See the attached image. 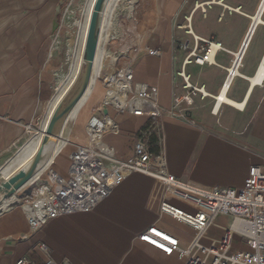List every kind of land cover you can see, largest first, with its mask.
Wrapping results in <instances>:
<instances>
[{
  "label": "crops",
  "instance_id": "crops-1",
  "mask_svg": "<svg viewBox=\"0 0 264 264\" xmlns=\"http://www.w3.org/2000/svg\"><path fill=\"white\" fill-rule=\"evenodd\" d=\"M58 1L0 0V158L26 130L29 134L34 130L20 139L25 142L1 166L0 188L36 153L42 141L39 128L51 100L73 71L68 69L70 54L71 62L75 53L79 59L72 75L78 72L82 22H88L90 4L95 0H67L59 25L52 30ZM120 1L111 0L105 8L103 21H111L113 27L120 23L115 9ZM131 1L135 6L136 0ZM259 2L151 0L147 48L133 61V79L156 85L160 105L176 114L165 113L151 130L147 115L114 113L119 130L107 133L104 140L114 147L118 158H130L137 136L148 129L153 150L164 151L167 169L176 177L203 187L243 186L250 165L264 162V77L261 82L253 81L264 64V23L253 24L252 18ZM73 24L78 29L69 54L67 43L62 44ZM130 26L136 32L141 30L139 22ZM193 35L221 42L213 63L182 65L194 44ZM141 39L139 35L137 45ZM116 40L117 34L112 46ZM181 43L185 46L180 47ZM240 50L238 73L224 91L228 100H219L227 69ZM181 68L190 84L203 87L205 94L186 87L178 73ZM188 93L190 103L183 99ZM76 110L69 113L60 137L31 181L37 180L42 167H51L52 160L56 169L65 172L73 149L68 142L74 143L71 125L77 119ZM38 122L39 130L34 128ZM165 197L176 207L193 211L169 196L163 182L143 172L128 175L92 210L51 218L34 232L28 229L19 204H4L0 210V264H14L21 257L38 264L47 258L59 264H180L178 254H165L138 238L151 225L175 235L181 247L198 238L194 228L160 212ZM238 224L230 219L227 226L234 229ZM212 228L211 222L207 231ZM223 230L215 236L206 234L200 241L217 240Z\"/></svg>",
  "mask_w": 264,
  "mask_h": 264
},
{
  "label": "built area",
  "instance_id": "built-area-1",
  "mask_svg": "<svg viewBox=\"0 0 264 264\" xmlns=\"http://www.w3.org/2000/svg\"><path fill=\"white\" fill-rule=\"evenodd\" d=\"M190 30V28H188ZM194 44L188 49L182 65L190 61L198 64L213 63L215 52L222 47L214 37L201 38L193 35ZM185 46L181 43L180 47ZM158 54V50H153ZM239 51L227 69L223 82L238 73ZM179 75L187 88L205 94L203 87L195 88L189 76L181 68ZM103 93L98 113H92L84 127L85 141L77 143L68 153L69 163L65 172L53 166L41 168L38 182L31 184L18 204L32 232L42 228L54 217L80 211H90L105 199L112 189L133 172H143L166 185L169 196L190 205L193 211H186L173 205L165 197L160 202L162 214L173 217L194 228L198 238L186 247H181L178 238L154 225L143 230L138 238L165 254L176 253L180 264H264V162L248 168L243 186L203 187L182 180L167 169L162 149L154 151L150 131L141 132L133 145L130 158L120 159L112 145L104 140L107 133L119 130L114 113L129 112L133 115H147L151 119V130L158 126L165 113L176 114L165 109L158 102V88L145 82L134 81L133 60L112 71L100 74ZM183 99L191 102L190 93ZM217 99L221 100L220 95ZM195 123L194 120H191ZM27 124L26 126H28ZM218 214L237 220L242 227H224L221 237L202 243L206 231ZM246 227L248 229H246ZM246 242L247 249L233 246L234 237ZM14 264H38L21 257ZM42 264H59L47 258Z\"/></svg>",
  "mask_w": 264,
  "mask_h": 264
},
{
  "label": "rangeland",
  "instance_id": "rangeland-1",
  "mask_svg": "<svg viewBox=\"0 0 264 264\" xmlns=\"http://www.w3.org/2000/svg\"><path fill=\"white\" fill-rule=\"evenodd\" d=\"M131 3H132L131 0H121L119 2V7L115 8L116 14H117L116 20L119 19V21H120V23L116 24L114 27L116 30L118 41L116 40V42H115L116 45L114 44L115 49L112 50V53L109 54V55L113 54L115 60H114V62H112L110 67L105 66L104 68H102L103 72L112 71V70H114L120 66L125 65L130 60L134 61V59L147 48L146 35H147V32L150 28V18L152 16L151 0H136L135 6H133V4H131ZM146 21L149 25L145 26L144 24ZM135 22H139V24L141 25V30L139 28L138 32L133 30L130 26L131 24H134ZM71 26H72V29H70V35L65 38L66 41H64V43L62 44V46H64L67 43V45L69 46V54L71 52L70 46L72 47L74 45L76 34H77V29H78L76 24H73ZM254 34H255V32L253 33L252 37L254 36ZM139 35H141L142 39H141L140 44L137 45ZM121 43H125V44L123 45V48L120 49L119 44H121ZM126 43H127V45H126ZM64 49H65V47H64ZM69 56H70V59H68L69 62L67 61L68 62V69H69V66H70V68L72 67L73 71L71 72V74H73L76 71V64L78 63L79 59L75 53L74 61L71 62V54ZM70 63H72V64L70 65ZM97 66L102 67L101 65H97ZM100 83H101V94H102L103 86H102V82H100ZM101 98H100V101L98 102V104L96 106L92 107V109H90L89 112L84 117H82L80 123H79V120H80V117L82 116L83 113L78 111L77 119L71 125L72 129L74 128L72 135H71V138L74 141V145L77 143H83L85 141V135H84L85 123H86L88 117L92 113H98V107L100 105ZM39 122H38V126L34 127L35 129L39 128V125H40ZM79 124L82 125L81 131L77 130ZM33 133H34V130L32 132H30V134L26 130L25 133L23 134V136H25V135L27 136L28 134L32 135ZM39 133H40L41 139H42L43 135L40 131H39ZM20 139L2 155V157L0 158V168L9 160V158L11 159L12 157H14L15 153L18 150L17 147L18 146L20 147L25 142V140H24L22 143H20ZM152 149H153V147H152ZM154 151H157V150H154ZM43 176H40V178H44ZM37 182H38V179L35 180V182L32 183V185L36 184ZM230 219H231V217L228 215L218 214L217 217H215V220L212 221L213 228L209 231H206V234L215 236L220 229H223L224 227L227 226L228 221ZM233 246H235L236 248H239V249H247L248 248L246 242L243 241L241 238L236 237V236L233 239Z\"/></svg>",
  "mask_w": 264,
  "mask_h": 264
},
{
  "label": "water",
  "instance_id": "water-1",
  "mask_svg": "<svg viewBox=\"0 0 264 264\" xmlns=\"http://www.w3.org/2000/svg\"><path fill=\"white\" fill-rule=\"evenodd\" d=\"M102 1L103 0H95L90 14L84 52L78 73L72 84L64 92L54 107L46 125L44 137L26 171L20 176L12 178L8 183L4 184V186L0 188V210L4 204H18L20 199L25 194L30 193L31 184L26 186L24 185L37 169L43 155L46 139L56 140L60 137L66 118L76 106L88 86L96 56L98 15ZM66 2L67 0L58 1L54 10L52 30H55L58 27L60 22L59 15L63 13ZM20 188L22 189L20 190Z\"/></svg>",
  "mask_w": 264,
  "mask_h": 264
},
{
  "label": "bare ground",
  "instance_id": "bare-ground-1",
  "mask_svg": "<svg viewBox=\"0 0 264 264\" xmlns=\"http://www.w3.org/2000/svg\"><path fill=\"white\" fill-rule=\"evenodd\" d=\"M110 1L111 0H103L102 4L100 6V11H99V15H98L97 47H96V56H95L94 65H93L92 70H91V75H90V79H89V82H88V86H87L85 92L83 93L82 97L80 98V100L78 101L76 106L74 107V108L77 109L76 111H79V112L83 113L82 116L80 117L79 123H80L82 117H84L89 112V110L92 109V107L96 106L98 104V102L100 101V98L102 97V94H101V83H99L97 86H96V83H97L98 79L100 78V74L102 73V68H104L105 66H109L110 67L112 62H114V60H115L113 54H111V55H109V54L112 53V50L115 49V47L112 46V40L116 36V31H115L111 21H108V20L103 21L105 8L109 4ZM94 3H95V1H94ZM94 3L90 4V11L88 9L89 13L92 12ZM263 13H264V0H260L258 8H257V12H256L255 15L252 16V18L254 20L253 24H255V23L256 24L264 23V21L262 19ZM81 19H82V17H81ZM89 20H90V17L88 19V22H85V21L82 22L81 32L84 34V36L82 37V42H83V44H82V46H83L82 56H83V52H84V46H85V41H86V34H87V30H88ZM113 43H115V42H113ZM124 44L125 43L119 44V48L120 49L123 48ZM126 45H127V43H126ZM240 52H241V50L239 51V54H240ZM82 56H81L80 64H81V61H82ZM240 59H241V57L236 62L238 65H239ZM97 65H101V66L103 65V66L99 67ZM77 67L80 68V65L78 64ZM79 68H78V70H79ZM94 69H96V71L93 74V70ZM76 75L77 74H75V75L69 74L67 79L63 82V85L60 86V88L56 92L55 96L51 100V103H50V105L48 107L47 113H46L44 119L42 120V123H41V126H40V131L43 133V137H44V132H45L46 125L48 123L49 117H50L54 107L56 106V104L58 103L59 99L62 97L64 92L72 84V82L74 81ZM263 77H264V64H262L260 66L258 73L253 78V81L254 82H261ZM228 81H230V79H228L226 81V83H225L226 85H224V88H223V93L220 95L222 100H228L224 96V91L227 88ZM100 82H101V80H100ZM78 129H79V131H81V129H82V125L81 124L78 125ZM54 142H55V140L46 139L45 147L43 149V155H42V158H41V160H40V162H39V164L37 166V169L34 171L32 176L29 178V180L25 183L24 186L30 185V184L35 182V181H31V179L37 173V171L40 169L42 163L44 162V160L46 159V157L50 153L51 149L53 148ZM68 143L71 144L72 147L74 148V143L72 141L68 142ZM33 156L24 165H22L17 171H15V173H13L5 181L4 184L8 183L12 178L18 177L22 173H24L26 171V169L28 168ZM4 184L2 185V187L4 186ZM21 189L22 188H20V190ZM234 221L238 222L235 219H234ZM238 225H239V228L242 227V225L240 223ZM230 229H232V227ZM246 229H248V228L246 227Z\"/></svg>",
  "mask_w": 264,
  "mask_h": 264
}]
</instances>
